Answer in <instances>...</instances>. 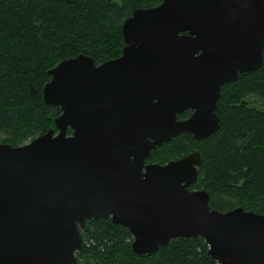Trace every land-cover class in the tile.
<instances>
[{
    "label": "water",
    "instance_id": "water-1",
    "mask_svg": "<svg viewBox=\"0 0 264 264\" xmlns=\"http://www.w3.org/2000/svg\"><path fill=\"white\" fill-rule=\"evenodd\" d=\"M122 35L115 59L81 53L48 71L54 128L0 143V264H80L86 224L103 217L140 257L202 238L218 264H264V215L213 209L191 189L200 150L147 163L183 133L218 132L223 86L264 66V0H162L134 10Z\"/></svg>",
    "mask_w": 264,
    "mask_h": 264
},
{
    "label": "trees",
    "instance_id": "trees-1",
    "mask_svg": "<svg viewBox=\"0 0 264 264\" xmlns=\"http://www.w3.org/2000/svg\"><path fill=\"white\" fill-rule=\"evenodd\" d=\"M161 3L0 0V143L19 147L54 128L61 109L43 100L48 71L81 53L93 57L96 65L121 56L126 18L136 9ZM255 99L264 100V66L223 86L217 133L201 141L183 133L154 151L147 163L166 164L198 149L203 163L191 189L206 190L213 209L243 207L264 215V108L253 106ZM83 241L77 253L80 264H218L208 256L202 238L176 239L154 255L137 256L131 233L110 217L89 220Z\"/></svg>",
    "mask_w": 264,
    "mask_h": 264
},
{
    "label": "rangeland",
    "instance_id": "rangeland-1",
    "mask_svg": "<svg viewBox=\"0 0 264 264\" xmlns=\"http://www.w3.org/2000/svg\"><path fill=\"white\" fill-rule=\"evenodd\" d=\"M252 104H253V106H256V107H259V108H264V100L255 99L252 102ZM227 201H229L233 206L237 207V203L235 201H230V200H227Z\"/></svg>",
    "mask_w": 264,
    "mask_h": 264
},
{
    "label": "flooded vegetation",
    "instance_id": "flooded-vegetation-1",
    "mask_svg": "<svg viewBox=\"0 0 264 264\" xmlns=\"http://www.w3.org/2000/svg\"><path fill=\"white\" fill-rule=\"evenodd\" d=\"M192 114V113H191ZM183 116V115H182ZM190 116V115H189ZM188 116V117H189ZM188 117H186V118H188ZM180 118H181V116H180ZM186 118H181V119H186ZM69 131V130H68ZM69 134V133H68ZM150 164V163H149ZM82 258V257H81ZM79 259V258H78ZM80 260V259H79ZM81 264H95L94 263V261L93 260H87L86 262H82Z\"/></svg>",
    "mask_w": 264,
    "mask_h": 264
}]
</instances>
